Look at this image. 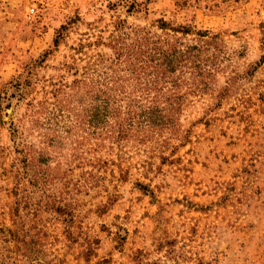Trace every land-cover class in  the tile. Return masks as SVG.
Masks as SVG:
<instances>
[{
    "label": "rangeland",
    "instance_id": "1",
    "mask_svg": "<svg viewBox=\"0 0 264 264\" xmlns=\"http://www.w3.org/2000/svg\"><path fill=\"white\" fill-rule=\"evenodd\" d=\"M160 19L219 34L212 74L174 127L117 140L90 86ZM0 257L264 264V0H0Z\"/></svg>",
    "mask_w": 264,
    "mask_h": 264
},
{
    "label": "trees",
    "instance_id": "2",
    "mask_svg": "<svg viewBox=\"0 0 264 264\" xmlns=\"http://www.w3.org/2000/svg\"><path fill=\"white\" fill-rule=\"evenodd\" d=\"M158 28L162 31H146L133 43L128 44V40L124 43V38L114 43L117 55L110 68L115 73L106 72L103 82L96 81L88 88L90 92L97 88L92 94L91 112L96 130L107 129L119 140L134 129L145 133L174 127L172 124L189 91L196 92L193 87L201 90V85H207L213 69L208 63L210 52L218 49L219 34L174 27L164 19L159 20ZM190 33L196 36L187 38ZM120 65H124L120 71H125L128 78L117 74L119 69L115 66ZM130 78H135L140 86L126 89ZM186 78L189 91L183 86ZM139 95L141 101L136 97ZM165 95L168 97L164 98ZM0 264H5L1 257Z\"/></svg>",
    "mask_w": 264,
    "mask_h": 264
}]
</instances>
